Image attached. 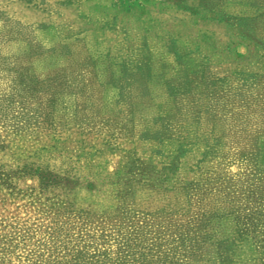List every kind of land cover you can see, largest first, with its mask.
I'll return each mask as SVG.
<instances>
[{
  "label": "rangeland",
  "instance_id": "obj_1",
  "mask_svg": "<svg viewBox=\"0 0 264 264\" xmlns=\"http://www.w3.org/2000/svg\"><path fill=\"white\" fill-rule=\"evenodd\" d=\"M0 264H264V0H0Z\"/></svg>",
  "mask_w": 264,
  "mask_h": 264
}]
</instances>
